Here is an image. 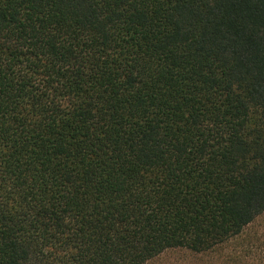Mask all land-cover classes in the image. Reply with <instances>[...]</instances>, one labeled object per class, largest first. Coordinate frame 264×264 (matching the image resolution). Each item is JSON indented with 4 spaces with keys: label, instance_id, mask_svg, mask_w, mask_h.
Instances as JSON below:
<instances>
[{
    "label": "trees",
    "instance_id": "1",
    "mask_svg": "<svg viewBox=\"0 0 264 264\" xmlns=\"http://www.w3.org/2000/svg\"><path fill=\"white\" fill-rule=\"evenodd\" d=\"M263 213L264 0H0V264H226Z\"/></svg>",
    "mask_w": 264,
    "mask_h": 264
},
{
    "label": "rangeland",
    "instance_id": "2",
    "mask_svg": "<svg viewBox=\"0 0 264 264\" xmlns=\"http://www.w3.org/2000/svg\"><path fill=\"white\" fill-rule=\"evenodd\" d=\"M226 254V264H264V213L247 228L243 236L232 242ZM233 255L240 257L235 258ZM147 264H202L184 251H171Z\"/></svg>",
    "mask_w": 264,
    "mask_h": 264
}]
</instances>
